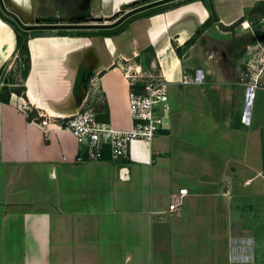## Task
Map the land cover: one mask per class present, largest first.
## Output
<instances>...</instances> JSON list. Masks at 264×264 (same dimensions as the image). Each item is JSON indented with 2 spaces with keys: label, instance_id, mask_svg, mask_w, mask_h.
Wrapping results in <instances>:
<instances>
[{
  "label": "crops",
  "instance_id": "crops-1",
  "mask_svg": "<svg viewBox=\"0 0 264 264\" xmlns=\"http://www.w3.org/2000/svg\"><path fill=\"white\" fill-rule=\"evenodd\" d=\"M150 1L4 3L38 24L114 21ZM213 2L211 22L210 0H175L131 16L119 33L29 37L26 95L0 100V264H264V88L242 121V79L264 39V0ZM16 49V30L0 14V68ZM130 62L170 82L171 114L151 143L133 142L128 159L79 161L68 130L46 136L36 124L41 113L73 115L89 98L100 120L131 128ZM197 67L206 83L182 84ZM185 187L181 211L170 213Z\"/></svg>",
  "mask_w": 264,
  "mask_h": 264
},
{
  "label": "built area",
  "instance_id": "built-area-1",
  "mask_svg": "<svg viewBox=\"0 0 264 264\" xmlns=\"http://www.w3.org/2000/svg\"><path fill=\"white\" fill-rule=\"evenodd\" d=\"M124 75L130 84L128 103L133 121L131 128H116L110 122L100 120L95 105H92L93 102L89 101V98L73 115L55 118L41 113V119L37 120L36 124L46 136L50 134L51 128L68 130L80 146L79 161L103 159L106 154L115 161L128 159L134 141L144 140L151 143L165 128L171 114L170 82L160 74L144 72L142 66L135 62L125 65ZM180 82L184 85L205 84V69L197 67L191 73L185 71ZM242 84L245 87L242 121L248 123L257 91L264 88V39L257 42V50L247 63ZM22 109L28 113L30 108L26 105ZM120 178H129L126 166L120 167ZM188 192L185 187L174 194L168 207L170 213L178 214L181 211Z\"/></svg>",
  "mask_w": 264,
  "mask_h": 264
},
{
  "label": "trees",
  "instance_id": "trees-1",
  "mask_svg": "<svg viewBox=\"0 0 264 264\" xmlns=\"http://www.w3.org/2000/svg\"><path fill=\"white\" fill-rule=\"evenodd\" d=\"M157 8L158 7L151 8L148 10V12L153 13L156 11ZM0 14L6 19H8L13 24L16 30V33H17V49H16L17 52L16 53L18 54L16 56L15 64L11 66L10 68H8L9 65H5L2 68H0V100L4 102H10V99L13 93L20 94V95H26L25 79L27 77L28 71L31 66V54H30V49L28 46L29 37L46 34L47 31L24 30L13 19L8 17L1 10H0ZM127 20L124 21L119 26H117L116 28L102 30L101 33L105 35L119 33L122 30H124V28L126 27L125 23L127 22ZM211 21H213V15L211 16L209 22ZM38 22L39 23H59L60 21L56 18H45V19H40V21ZM209 22H207V24H209ZM57 32L58 33H71V34H85V32L83 31L60 30ZM195 40H196V36L189 39L185 43V46H189L193 44ZM31 116L29 115V117Z\"/></svg>",
  "mask_w": 264,
  "mask_h": 264
},
{
  "label": "water",
  "instance_id": "water-1",
  "mask_svg": "<svg viewBox=\"0 0 264 264\" xmlns=\"http://www.w3.org/2000/svg\"><path fill=\"white\" fill-rule=\"evenodd\" d=\"M175 0H154L141 5H138L129 11L125 12L123 15L109 22H68V23H38V24H26L24 23L18 15L14 12L10 11L4 0H0V7L4 14L13 19L22 29L27 31H57V30H100V29H113L122 24L131 16L145 11L147 9H151L153 7H157ZM210 5L212 9V14L215 20H218V16L216 13V9L214 6L213 0H210ZM238 25V24H237Z\"/></svg>",
  "mask_w": 264,
  "mask_h": 264
},
{
  "label": "rangeland",
  "instance_id": "rangeland-1",
  "mask_svg": "<svg viewBox=\"0 0 264 264\" xmlns=\"http://www.w3.org/2000/svg\"><path fill=\"white\" fill-rule=\"evenodd\" d=\"M263 27H264V26H263ZM213 34H214L215 36L220 35V33H218V31L213 32ZM199 51H200V49H199ZM200 52H201V55H200V56H205L204 53H203V50H201ZM14 64H15V60H14V62L10 63V65H9L8 68H10L11 66H13Z\"/></svg>",
  "mask_w": 264,
  "mask_h": 264
}]
</instances>
